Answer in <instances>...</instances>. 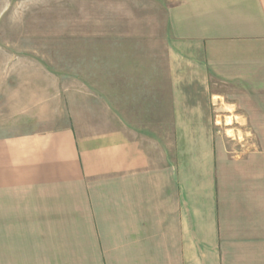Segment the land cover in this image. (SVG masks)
<instances>
[{
    "label": "crops",
    "instance_id": "0c3cea01",
    "mask_svg": "<svg viewBox=\"0 0 264 264\" xmlns=\"http://www.w3.org/2000/svg\"><path fill=\"white\" fill-rule=\"evenodd\" d=\"M158 5L163 68L121 44L103 105L88 91L0 137V264H264V0Z\"/></svg>",
    "mask_w": 264,
    "mask_h": 264
},
{
    "label": "rangeland",
    "instance_id": "374dc122",
    "mask_svg": "<svg viewBox=\"0 0 264 264\" xmlns=\"http://www.w3.org/2000/svg\"><path fill=\"white\" fill-rule=\"evenodd\" d=\"M158 4L159 0H0V137L30 131L42 110L47 112L57 101L68 105L88 91L103 105L106 68L120 60L121 44L125 64L131 50L137 52L131 57L140 68L156 61L161 50L163 68L167 24ZM216 123L218 138L232 153L248 150L257 140L246 135V120L221 116Z\"/></svg>",
    "mask_w": 264,
    "mask_h": 264
}]
</instances>
